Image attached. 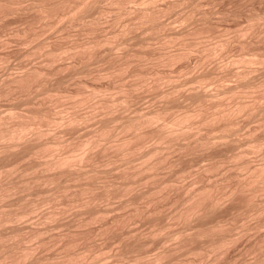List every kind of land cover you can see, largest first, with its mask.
<instances>
[{
  "label": "bare ground",
  "instance_id": "bare-ground-1",
  "mask_svg": "<svg viewBox=\"0 0 264 264\" xmlns=\"http://www.w3.org/2000/svg\"><path fill=\"white\" fill-rule=\"evenodd\" d=\"M95 1L96 0H34L30 6L35 8L33 10L37 12L35 19L37 18L36 20L40 19L42 21L40 22V20H38L41 23L38 22L39 25L45 26V21L47 19L44 18L55 14L57 16L62 10V6H59L62 3L64 6L66 3L69 4V2H71V4H69L71 5L70 10H68L67 13L73 16L75 22L76 20L80 23L82 21L85 25L88 24L92 29L100 20L99 16L94 12L95 15H91L88 18L85 17L89 16L93 10H96L98 14L104 11V8L100 6L103 3L99 5L96 4L97 1L96 3ZM108 1L112 2L108 4L113 6L116 4L117 17L119 14L124 13V11L127 12L126 10L128 8L125 6V0ZM187 1L189 2V0L184 2L187 3ZM21 2V0H0V16L8 12L9 8H11L10 11H12L13 4L17 6L15 3ZM155 3L156 2H154V5H156ZM196 4H198V2ZM146 5V7L144 6L143 8L140 6L141 10L138 19L140 23L142 22L143 24L144 21H148L145 23L149 24L151 30L158 26H162L163 24L160 22L162 19L159 21L158 18L161 17L159 13L164 11V6H160V8L152 6V2L151 4L146 3ZM26 10L25 12L27 13ZM64 12L62 10V13ZM59 14L61 15V13ZM250 14L251 15H248L249 19L253 20L251 22L255 23L254 25L260 24L264 26V11ZM29 25H32V23H29L25 28H22V26L21 29H14L15 36L18 34L25 37L27 34L28 36H26V38L29 37L27 28L30 27L29 30L34 28ZM254 25L252 24L253 27H255ZM253 27L249 24L248 27L242 30V33L248 31L250 34L249 31H251L254 34ZM8 29L9 28H7V30ZM188 29L185 30L187 33L191 31V29ZM122 30L125 31V29ZM151 30L149 31L151 32ZM156 30L155 32L158 34V31H165L166 29L164 28L163 30L162 27H158V31ZM183 30H181V32ZM127 31L128 30L125 31V34H127ZM185 31L181 34L187 35ZM178 32L176 33L180 35V37L176 33H173L177 36L178 40H176V42L181 39L178 43L181 44L178 45L180 46L179 49L177 48L178 46H175L177 50L173 49L176 51L168 48L170 51H165L164 49L160 50L158 53L154 52V54L144 53V51L141 52L140 50L131 51L132 48L131 50L127 49L124 52L122 51V53L118 51L120 54H109L108 57H106L109 63H107L108 66L105 72L103 69V73L98 71L99 74H97L94 72L97 74L95 77H116L118 78L115 79V81L118 80L117 83H115L114 80V83H110L112 79L108 78L110 80L107 84L98 82L99 84L94 83L90 85L87 83L86 79L84 83L90 86L87 87V85L85 88L83 78H81L82 80H80L83 84L82 86L85 88L84 90L79 89L81 86L78 87V90H73L74 88H69L68 90L67 88L65 89L64 86V89H61L62 86L60 82L63 81L62 79H60L61 81L59 80L60 82L58 81V83L54 80L56 84H52L49 81V75L52 73L51 68H53L51 67L49 68L50 70H47L49 64L46 66L47 69L42 68L43 66L41 65V67L33 65L29 67L28 70L25 69V72L21 70V74L17 73L16 75L15 73L14 76L11 75L10 78L7 77V79H5V75V77H3L5 80L1 79L0 97L1 95L6 96L10 94L13 90L15 92V89L22 90L28 88L35 89L37 95H39V97L41 95V97L39 98L37 96V99L40 100L38 102L36 101V105L33 103L35 107H29V109H26L24 112H16V109H13L15 107L13 105L14 107L12 106L11 110L9 109V111L5 112L6 114L0 113V150H2L5 155H9L8 152H10L11 154L15 153L19 157H33L32 160L34 157L38 158V160L36 159V161L34 160L33 163H29L28 165L23 161L25 167H20L21 169L20 172H18L19 170L17 171L18 173L15 172L17 169L13 170L14 167L11 168L10 166L9 168L1 161L0 225L2 226L5 224L6 226V223L7 225H9V223H16L17 220L24 219V217L29 219L34 212L37 214L38 223L40 225H28L30 224L28 222L24 224L25 226L18 225L19 223H17V225L12 224L14 226L10 224L8 230L6 228V230H2L4 227H1L0 249L2 252L0 254V264L19 262L20 264H87L89 260V263L93 260V264L95 262L94 260L98 261L97 259H101L99 257H102V255L100 256L102 251L99 249L95 250L96 247L90 242L94 250L91 249L88 241H86L89 243L88 245L77 248V238L80 237L81 239V236L85 234H87V237L91 232L89 226L97 222H100V226L97 227L96 230L95 228L92 229L90 226L92 230H95L93 233L104 237H119L123 244L121 248L119 247L120 249H116L117 251L114 253L117 258L119 257L118 259H126L129 263L130 261H134L136 262H133L134 264H202L201 262L205 260L207 262L212 257L213 260L211 261H215L217 264H237L239 260L235 261V258L242 259L238 264L264 263L262 254H260V257H263L261 259L257 256L259 254H255V252H257L256 250L261 252L263 250L264 252V232L262 233V231L258 232V234H261H259L257 240L255 239L253 243L251 242V245L249 244V249L246 247L248 252H253L252 255L254 256L255 254L256 257H258L255 258L254 256L255 261H244L243 258H241L242 256L239 258L234 257V259L228 258V254L226 255L227 250L238 238V234H242L249 229L260 230L261 227H264V199H262L263 196H261L264 194V70L260 69V71L263 70L262 72L259 71V68L257 70V67L261 68L263 65L257 67L251 66V62L255 61V64L256 62H263V55L260 52H254L256 48H251V50L253 49L254 51L250 50L251 53L249 56L247 53V56H245L242 54L244 51L242 52L240 50L242 53L238 52L239 54L236 53L237 55L234 54L233 57L219 64L224 67L226 64L229 66L231 63H238L239 66L237 67H240V64L242 66L240 69L236 68L232 70V66H230V68H226L225 66L224 70H222L223 67L221 66V71H219V69L211 70L209 68L208 70L199 71L195 75L191 72L192 75L190 74L187 78L185 76L184 80H181V77L179 80L178 75L180 77V75L182 76L184 73H174L175 70L173 71L172 68L173 73H171V69L168 66L176 59H179V57H183V55L191 51V46H195L197 43V41L194 40L196 36L199 37V43H203V40H200V38L203 39V35L198 36L197 34L199 33H197L196 35L194 34L195 37H191L192 40H185ZM121 33H123V31H120L118 34ZM152 33L149 34L151 35ZM191 33L189 32V35ZM169 34H171V32ZM122 35H124V33ZM159 35L162 36L164 34L161 33ZM161 36L158 38L166 37L165 35ZM171 36L174 37L175 35H170V38L167 37V39H169L168 41H171ZM151 37H148V40ZM140 38L138 40L139 45H143L144 37L141 40ZM6 39L8 38L6 37ZM135 39L134 41H136ZM165 40L162 42H165ZM105 41H108L105 37H95L94 39L84 42H76L70 46L62 45V43L60 46H55V43L52 45L51 42L48 43V40L47 42L44 40L39 42L40 44L38 43L34 51L36 49L37 52L47 56L45 59L46 63L55 61L56 56H59V52L69 51L71 55H75L77 63L80 64L79 70H76L77 68L75 69L76 72L78 71L80 74L82 72L86 73L91 69L90 67L88 68V64H90V59L97 55L95 54L97 51L95 48ZM173 41L171 44L172 46L176 43ZM162 42L160 43L162 44ZM228 42L230 43L229 40L220 39L213 44H208L207 42V44L203 43L199 46V43H197L201 48L196 46L194 49L199 48V50L203 51V55L201 56L202 58H199L200 64L197 62L195 67L197 66L198 68L206 63L205 59L209 58L207 56L211 55L212 57V54H214L218 48H222L223 51V48L231 45L228 44ZM0 44L3 45L4 43ZM164 44L165 43H163V45ZM166 44L169 45L170 43L166 41ZM171 45L169 46L172 47ZM125 49L126 48H124V50ZM194 49L192 48V50ZM226 49L228 51L229 47ZM28 51H30V49ZM247 51L249 50L247 49ZM99 53L101 54V52ZM218 53L219 52H217V54ZM107 54L105 52L104 56H107ZM98 56H96V59L101 60V56L103 58V55L97 58ZM104 59L105 58H103V60ZM203 60L204 63L201 64ZM174 65L175 64H173V66ZM203 66H205V64ZM253 66L256 65L253 64ZM251 67L255 70L254 72L258 71L261 74L259 75L257 72L259 75L258 77H256L257 73H253L255 77L251 76L252 74L249 75V73H251ZM187 69L188 68H186V70ZM195 71H197V69ZM185 73L188 72L186 71ZM126 75L131 77L130 79L128 78L131 81L128 80L129 82H126L127 79L123 81ZM93 76L94 74H92L91 77ZM232 76L234 77V80L231 79L234 81L233 83L228 82L230 83L228 84L224 82V80H230ZM53 77L56 78V75ZM77 78H75V80ZM186 81H190L189 84L194 82L192 83L194 86L189 87L188 85L189 90L183 96L184 102L175 96V92L178 94L179 92L177 93V89L179 85L187 83ZM208 82H214L212 85L213 87L209 83L212 88L209 85V88H206L208 86L205 87ZM162 84H166L165 87H162ZM141 86L147 88L153 87L156 90V95L160 98V102L157 103L158 105L142 108L144 106L140 107L135 104V102L138 101L137 90ZM87 88L90 89L88 90ZM141 90H144V88ZM255 90L259 91L256 92ZM65 100H68L70 104H67L68 102L66 101L67 106L65 105L66 107H63L67 108L69 105L70 107L67 110L64 108L59 109L60 111H66H64L65 114L63 116V113L60 114L58 110L54 109L55 112L52 107H48L50 106L49 103H47L49 101L50 103L51 101H54V103H62V101L64 102ZM46 103L48 105H46ZM80 104L81 106L82 104H86L87 107L89 105L91 110H94V115L93 113L90 114L91 110L89 108L88 111H90V113L88 111L86 112L89 113L88 115H91V118L97 114H99L100 117L99 119L94 117V120L98 121L95 128L89 126L90 130L86 132L82 131L83 133L80 132V134L78 133L79 135H75L79 124L90 119L87 114H82L83 112L81 111L80 113L78 112L77 107L80 106ZM27 106L29 105L27 104ZM54 106L56 107V105ZM118 106L124 109L122 110L123 112L121 110L119 111L118 108L116 109ZM131 107V111L127 113L125 110ZM115 110H118L120 113L117 114L118 112L116 111L115 114ZM56 113H59L61 116L59 114H57V116ZM238 115L239 117L242 115L245 117H241L240 120H250V122L248 121L242 125L243 122L241 121L242 123H239L240 120L237 119ZM252 119L253 121L256 120V124L254 122V125H252ZM250 123L251 126H249ZM241 125L244 126L242 129L245 128V126L249 127L241 131ZM53 126H58L56 128L60 127V130H55ZM87 126L88 125L85 127ZM256 127L260 128L258 129L259 131L256 130ZM52 128L55 131H51ZM66 133L69 134V136L67 135L64 138L63 134L66 135ZM46 135L48 137H45ZM148 143H151V145H148ZM16 147L17 149H15ZM253 154L254 157L255 154L260 157L257 156L256 160H260L254 161L255 158ZM27 158L26 161L29 160ZM1 159L2 158H0V160ZM221 169L225 171L220 173V177H217L216 173ZM14 172L19 174V178L17 177L18 179L14 178L16 174L12 177L11 174ZM189 175V180L187 179L188 181L184 180L183 182V179ZM211 175L214 176L210 177ZM36 185H42V189L45 187L44 192H46V194L44 197L43 194H41L42 198L37 194L41 199H39L38 196V198L32 196V199L29 195L32 191H35ZM36 193L34 192V194ZM113 200H117L116 205H112V203L114 204ZM166 204L174 206L173 212H170L169 217L174 219V221H184L183 223L186 227L184 226L181 229L176 227L178 230L175 231L174 229V232L170 234V236L174 238V246L171 245L168 247L169 245L164 243L163 248L162 243L160 245L162 248L159 246L160 249L157 251V254L152 258L150 256L147 258V254L144 252L145 250L141 247L143 246L144 248V245L151 240L156 241V236H163V232H165L163 229L166 226L164 227L165 223L160 225L163 218L159 217V220L157 215L161 214L160 212ZM43 205H47L48 208L46 209L44 207L46 210H43ZM68 210L74 211V218H67V220L61 221V217ZM116 210L118 212H116ZM36 214L33 215L35 216ZM247 216H252L256 220L253 221V224L252 222L246 224L245 221V223L242 221L244 225H241L242 223L237 225L239 232L234 231L238 230L237 226L234 225L235 221L237 223L236 218H244ZM139 219L146 221V223H148L146 226L150 224L151 227L148 226L149 229L147 228V230L145 228V231L141 229L142 232L135 228L134 229L138 232L132 230L131 227L127 228L129 222ZM21 222L23 221L21 220ZM50 222L56 224L55 227L60 226L62 228H59L60 230L58 231L52 230V232V226H47ZM171 222L172 220L169 223ZM245 224L247 226H245ZM167 236H169V233L165 236V240L162 239L164 242L167 240ZM161 237H158L157 242L159 244V240H161L159 238ZM48 238L57 239L58 241L59 239L65 240L62 241V243L64 242L61 249L63 251H58L60 255H58V253L54 255L55 252L53 254L51 253V255H43L44 253L41 255H35L34 253L33 255L32 250L35 248L23 244L25 239H36L40 245L47 246L46 240ZM87 238L90 237L88 236ZM130 238H132V240ZM250 239V241H252V238ZM84 240L85 239H83V241ZM239 240L241 241V238ZM48 241H51V239ZM237 242L235 243L237 244ZM82 244L84 245V243ZM36 245L38 246V244ZM177 251H181L185 257L181 252L183 258L181 256V258L178 257L179 253L177 254ZM244 252L247 251L245 250ZM189 254H192V256ZM233 254H235V252ZM241 254L243 253L241 252ZM225 256L226 258H224ZM209 262L210 260L208 263ZM212 263L214 264V262Z\"/></svg>",
  "mask_w": 264,
  "mask_h": 264
},
{
  "label": "rangeland",
  "instance_id": "rangeland-1",
  "mask_svg": "<svg viewBox=\"0 0 264 264\" xmlns=\"http://www.w3.org/2000/svg\"><path fill=\"white\" fill-rule=\"evenodd\" d=\"M22 2L21 3H15L17 6H15L14 4H13V7H12V11H10L11 10V8H9V14H8V12H6L5 14H7V15H5V14H3V15H5L4 17H2V16H0L1 17V19H0V43H4L3 45L2 44H0V81H2V80H5V79H7V77L8 78H10V76L11 75H15V73H16V75H17V73L19 74H21V72L23 71V72H25V69L26 70H28L29 69V67H32L33 65L34 66H37L38 65V67H41V66H43L42 68H46V66H47V64H49V66L46 68L47 70H50L49 68H51V67H53V68H51V76L49 75V81H50V83H52V84H56L55 82H57L58 83V81L60 80V79H62L63 81H59L60 82V84H61V86L63 87H65V89L67 88L68 90H69V88H74L73 90H78V87H80L79 89H82V90H84L85 88H86V86L88 85H86V83H84L85 81H86V79H87V83H89L90 85L91 84H97L98 82L100 83L101 82V84L103 83V84H107V83H109V80L110 79H112V80H110V83H117L118 82V80H116L115 81V79H118V78H110V76H108V77H104V76H102V77H99V78H97V77H95V75H97V74H99L98 73V71L100 72V73H103V71L105 72V70H106V68H107V63H109V61H108V58H106V57H108V55L110 54V55H116V54H118L119 52L120 53H122V51L124 52V51H126L127 49L129 50H131L132 48V50L131 51H137V50H140L141 52H143L144 51V53H158L160 50H164L165 49V51H170V50H168V48L170 49L171 48V50H173V49H176L177 50V48L179 49V47L180 46H178V45H181V44H178L179 42H180V40L179 41H177L176 42V40H178L177 39V36H176V32H178V33H182L183 31H185L186 29H188V30H190L191 29V31H189L190 33L192 32H194L193 33V35H192V33L189 35V32L187 33L186 31V33H187V35L186 34H181V37H183V38H185V40H192V38L191 37H195V35L197 34V33H199V34H197L198 36H200V35H203L202 37H203V39L202 38H200V40H203V43L205 44H207V42H208V44H213V43H215L216 41H218V40H229L230 41V43L228 42V44H231V45H228V47H229V49H228V51H227V49L226 48H228V47H226V48H223V51H222V48H218L217 50H216V52L214 53V54H212V57H211V55H209V56H207V57H209V58H207V59H205V62L206 63H204V60H203V62L201 61V64L202 63H204L205 64V66H203V65H201L200 67H198L197 68V66L195 67V65H196V63L197 62H199V64H200V59L199 58H202L201 56L203 55V51L202 50H199V48H201V47H199L200 45H202L203 43H199V37H195V39L194 40H196L197 41V43H199L198 45H197V43L195 44V46L193 45V46H191L193 49H194V47H196V46H198L199 48H195L194 50H192V48H190V52H188V54H186V55H183V57H179V59H176L175 61H177V62H173L171 65H169L168 67L171 69H173V71H174V73H178V74H182V73H184V75L182 74V76L180 75V77H179V75H178V78H179V80H180V78L182 77V79L181 80H184V78H185V76H186V78L187 77H189L190 76V74H191V72H192V74L193 75H195V74H197L199 71L201 72L202 70L204 71V70H208L209 68L211 69V70H218L219 69V71H221V69H222V67H223V65H219V64H221V63H223V62H225V60L227 61V59H229V58H231V57H233L234 56V54H236V53H238V52H243L244 51V53H242V54H244L245 56H247V54H248V56L250 55V53H251V51L253 50H251V48H256L255 50L256 51H254V52H260L263 56V58H264V26H261L260 24H257V25H254L255 23H252L251 21H253V20H251V19H249V16L248 15H251L250 13H256V12H262V11H264V0H189V2L187 1V3H185L184 1H186V0H157V1H155V0H125L126 2H125V6L128 8L126 11L127 12H125L124 11V13H121V14H119V16L117 17L116 16V12H117V6H115L116 4L115 3H113V4H115L114 6L113 5H111V4H108V3H112V2H109L108 0H96L97 1V3H96V1H95V3L96 4H102V5H100L102 8H104V11L102 12V13H97V11L95 10H93V11H91L92 13H90L89 14V16H86L85 18H88V17H90L91 15H95V13L97 14V16H99V18H100V20L98 21V23L96 24V26L94 25V27H92V29L90 28V26L88 25V24H84L82 21H81V23L78 21V20H76V22H75V20H74V18H73V16L72 15H70L69 13H67L68 12V10H70V7H71V5H69V4H71V2H69V4L68 3H66L65 4V2H64V4L66 5V7H65V5L63 6V3L59 6V7H61L62 8V10H63V12L64 13H62V10L59 12V13H61V15L62 14H64V15H60L59 13H58V15L56 16V14L55 15H53V16H51L50 15V17L48 18L47 16V18H44V19H47L45 22H46V24H45V26H42V25H39V23L40 22H42L40 19H38V20H40V22L38 21V20H36L35 19V17H36V13L37 12H35L33 9H35V8H33L32 6H30L31 5V3L34 1H31V0H21ZM31 1V2H30ZM150 1V2H149ZM27 4H26V3ZM28 2H30V3H28ZM151 2H152V6H156V7H158V8H160V6H164V8H163V10L164 11H161V13H159L160 15L159 16H161V17H159L158 18V20L160 21L161 19V24H163L162 26H158V27H162V29L164 30V28L166 29L165 31H158V27H156V28H153L152 30L149 28V24L148 23H145V22H148V21H144V23L142 24V22L140 23V21L138 20L139 19V15H140V6H142V5H146V3L147 4H151ZM154 2H156L155 4L156 5H154ZM198 2V4H196ZM24 3V4H23ZM140 3V4H139ZM195 5H194V4ZM19 4V5H18ZM29 4V5H28ZM174 4V5H173ZM193 4V5H192ZM24 5V6H23ZM68 5V6H67ZM98 5V6H99ZM144 5V6H145ZM167 5H169V6H167ZM15 6V7H14ZM99 6V7H100ZM137 6V7H136ZM144 6H142V8L144 7ZM147 6V5H146ZM145 6V7H146ZM149 6V5H148ZM167 6V7H166ZM30 7H32V8H30ZM100 7V8H101ZM107 7H109V8H107ZM113 7V8H112ZM133 7H135V8H133ZM21 8V9H20ZM25 8V9H24ZM114 10H112V9ZM137 8V9H136ZM139 8V9H138ZM167 8V9H166ZM15 9V10H14ZM26 9H28V10H26ZM17 10H19V11H17ZM25 10L27 11V13L25 12ZM60 10V9H59ZM129 10V11H128ZM170 10V11H169ZM16 11V12H15ZM20 11H23V12H20ZM139 11V12H138ZM166 11V12H165ZM214 11V12H213ZM13 12H15V13H13ZM33 12V13H32ZM95 12V13H94ZM169 12V13H168ZM238 12V13H237ZM240 12V13H239ZM66 13V14H65ZM94 13V14H93ZM107 13V14H106ZM139 13V14H138ZM20 14V15H19ZM102 14V15H101ZM115 14V15H114ZM233 14V15H232ZM9 15V16H8ZM23 15V16H22ZM112 15V16H111ZM127 15V16H126ZM134 15V16H133ZM237 15V16H236ZM54 16H56V17H54ZM59 16V17H58ZM71 16H72V18H71ZM211 16V17H210ZM221 16V17H220ZM227 16V17H226ZM248 16V17H247ZM65 17H66V19H65ZM120 17V18H119ZM129 17V18H128ZM229 17V18H228ZM51 18V19H50ZM109 18V19H108ZM5 19V20H4ZM49 19H50V21H49ZM53 19H56V20H53ZM115 19H117V20H115ZM165 19V20H164ZM214 19V20H213ZM2 20H4V21H2ZM10 20V21H9ZM36 20V21H35ZM120 20H122V21H120ZM211 22H210V21ZM53 21V22H52ZM73 21V22H72ZM102 21V22H101ZM219 21V22H218ZM39 22V23H38ZM72 22V23H71ZM111 22V23H110ZM163 22V23H162ZM168 22V23H167ZM256 27H253L252 26V24ZM24 23H25V25H24ZM29 23H32V25H29V26H33L34 28H31V30H29V28L30 27H28L27 29L29 30H27V33H29V37H27L26 38V36H28L27 34H26V36L24 37V36H22V35H16L15 36V30L14 29H18V28H20L21 29V27L22 28H25ZM107 23H110V24H107ZM164 23H166V24H164ZM27 24V25H26ZM41 24V23H40ZM51 24V25H50ZM69 24V25H68ZM72 24V25H71ZM160 24V25H161ZM249 24H250V26L251 27H253V32H255L254 34L251 32V31H249L250 32V34L248 33V31L247 32H245V33H242L243 31V29H245V27H248L249 26ZM80 25H82V26H80ZM88 25V26H87ZM97 25H99V26H97ZM217 25V26H216ZM85 26V27H84ZM41 27V28H40ZM51 27V28H50ZM88 29H87V28ZM126 27V28H125ZM131 27V28H130ZM143 27V28H142ZM2 28V29H1ZM6 28V29H5ZM7 28H9L8 30H7ZM149 28V29H148ZM174 28V29H173ZM192 28H193V30H192ZM239 28V29H238ZM13 29V30H12ZM122 29H125V31L126 30H128L127 31V34H125L126 32L124 31V30H122ZM131 31H130V30ZM148 29V30H147ZM157 29V30H156ZM184 29V30H183ZM237 29H238V31H237ZM35 30V31H34ZM123 31V33H124V35H122L123 33H121V34H118L120 31ZM134 30V31H133ZM149 30H151V32L149 31ZM155 30L156 31H158V34H157V32H155ZM181 30H183L182 32H181ZM187 30V31H188ZM12 31V32H11ZM38 31V32H37ZM44 31V32H43ZM117 31H118V33H117ZM145 31V32H144ZM146 31H147V33H146ZM149 31V32H148ZM8 32H10V33H8ZM90 32V33H89ZM156 33L157 34V36H156V34H153V33ZM164 32V33H163ZM171 32V34H169ZM231 32V33H230ZM2 33V34H1ZM31 33V34H30ZM55 33V34H54ZM149 33H152L151 35L149 34ZM164 34L166 37H162V36H164V35H159V34ZM165 33H167V34H169V35H167V34H165ZM173 33H176V34H173ZM201 33V34H200ZM227 33V34H226ZM242 33V34H241ZM247 33V34H246ZM5 34H6V36H5ZM11 34V35H10ZM13 34V35H12ZM35 34V35H34ZM140 34V35H139ZM141 34H142V36H141ZM195 34V35H194ZM217 34V35H216ZM126 35V36H125ZM144 35V36H143ZM170 35H175L174 37H172V39H171V41H168L169 39H167V37H169L170 38ZM178 35V34H177ZM188 35H189V38H188ZM229 35V36H228ZM244 35H246V36H244ZM23 37V38H21V37ZM112 36V37H111ZM121 36V37H120ZM153 37V38H156V39H153L152 37V39L151 38H149V40H148V37ZM155 36V37H154ZM162 37V38H158V37ZM179 37H180V35H178ZM5 37V38H4ZM6 37L8 38V39H6ZM10 37V38H9ZM15 37H16V39H15ZM95 37H99V38H103V37H105V38H107L108 39V41H105V42H103V43H101L99 46H97L95 49L97 50L96 52H95V54H97V55H95V56H93L91 59H90V61H89V63L90 64H88V68L90 67L91 69L88 71V72H82V73H78V71L76 72V70H79L78 68H79V63H77V58L75 59V55H71V53L69 52V51H61V52H59L58 53V55L59 56H56V59H55V61H51L50 63H46L45 61V59L47 58V56H45L43 53H40V52H37L36 51V49H35V51H34V48L35 47H37L38 46V43L39 42H41V41H46L47 42V40H48V43H50L51 42V44L53 45L54 43H55V46L57 45V46H60L61 45V43H62V45H68V46H70V45H72V44H75L76 42H84V41H87V40H91V39H94ZM115 37V38H114ZM119 37V38H118ZM123 37H124V39H123ZM141 37V38H140ZM144 37V38H143ZM237 37V38H236ZM246 37V38H245ZM3 38V39H2ZM136 38V39H135ZM139 38H140V40L143 38L144 39V43H142L143 45H139V42H138V40H139ZM164 38V39H163ZM173 38H174V41L177 43H174V44H176V45H174L173 44V46L171 45L172 44V41H173ZM250 38V39H249ZM21 39V40H20ZM79 39V40H78ZM126 39V40H125ZM134 39L136 40V41H134ZM151 39V40H150ZM160 39V40H159ZM165 39H167V40H165ZM7 40H9V41H7ZM20 40V41H19ZM131 40V41H130ZM146 40V41H145ZM159 40V41H158ZM165 40V42H162V41H164ZM210 40V41H209ZM232 40V41H231ZM4 41V42H3ZM30 41V42H29ZM153 41V42H152ZM166 41L168 42V43H170L169 45H171L172 47H170L168 44H166ZM173 41V42H174ZM240 41V42H239ZM8 42H10V43H8ZM160 42H162V44L160 43ZM188 42H191V41H188ZM57 43V44H56ZM122 43V44H121ZM163 43H165L164 45H163ZM240 43V44H239ZM40 44V43H39ZM59 44V45H58ZM138 44V45H137ZM259 44V45H258ZM6 45H7V47H6ZM35 45V46H34ZM102 45V46H101ZM112 45V46H111ZM123 45H124V47H123ZM149 45V46H148ZM163 47H162V46ZM245 45V46H244ZM108 46V47H107ZM169 46V47H168ZM175 46H178L177 48H175ZM146 47V48H145ZM165 47V48H164ZM167 47V48H166ZM234 47V48H233ZM102 48V49H101ZM119 48V49H118ZM124 48H126L125 50H124ZM161 48H163V49H161ZM257 48H258V50H257ZM7 49H9V50H7ZM30 49V51H28ZM32 49V50H31ZM109 49V50H108ZM197 49V50H196ZM225 49V50H224ZM247 49L249 50V51H247ZM110 50H111V52H110ZM155 50V51H154ZM176 50H173V51H176ZM219 50H221V51H219ZM231 50V51H230ZM241 50V51H240ZM251 50V51H250ZM2 51V52H1ZM6 51V52H5ZM27 51H28V53H27ZM73 51V50H72ZM71 51V52H72ZM108 51H109V53H108ZM119 51V52H118ZM157 51V52H156ZM245 51H247V52H245ZM35 52H37V53H35ZM67 52H68V54H67ZM98 52V53H97ZM99 52H101V54L99 53ZM105 52H106V54H107V56L105 55L104 56V54H105ZM217 52H219L218 54H217ZM222 52V53H221ZM229 54H228V53ZM103 53V54H102ZM114 53V54H113ZM116 53V54H115ZM119 53V54H120ZM154 53V54H155ZM247 53V54H246ZM33 54V55H32ZM62 54V55H61ZM67 54V55H66ZM103 55V58H105L104 60H103V58H102V56L100 57V55ZM239 54V53H238ZM259 54V53H258ZM20 55V56H19ZM26 55H28V56H26ZM32 55V56H31ZM35 55V56H34ZM41 55V56H40ZM99 55V56H98ZM188 55V56H187ZM225 55V56H224ZM231 55V56H230ZM237 55V54H236ZM235 55V56H236ZM73 56V57H72ZM96 56H98L97 58H101V60H99V59H96ZM222 56H223V58H222ZM45 57V58H44ZM58 57V58H57ZM70 57V58H69ZM211 57V58H210ZM227 57V58H226ZM60 58H62V59H60ZM95 58V59H94ZM76 61H75V60ZM224 59V60H223ZM74 60V61H73ZM103 60V61H102ZM107 62H106V61ZM222 60V61H221ZM8 61V62H7ZM56 61H58V62H56ZM73 61V62H72ZM102 61V62H101ZM219 61V62H218ZM33 62V63H32ZM64 62V63H63ZM76 62V63H75ZM210 62V63H209ZM212 63H213V65H212ZM229 63V62H228ZM252 63V64H251ZM250 64H251V66L252 67H257V66H261V65H263V66H261V68L260 67H257V70H258V68H259V71H260V69H263L264 70V64H261V63H264V61L263 62H256V64H255V61L254 62H251ZM3 64H4V66H3ZM8 64V65H7ZM11 64V65H10ZM14 64V65H13ZM52 64V65H51ZM58 64V65H57ZM68 64H70V65H72V66H70V65H68ZM173 64H175L174 66H173ZM216 64V65H215ZM233 64V65H232ZM236 63H231V64H229V66H228V64H226L225 66H226V68H230V66H232V70H235L236 68L237 69H240L242 66H241V64H240V67H237V66H239V64L237 63L236 65H235ZM253 64L254 65H256V66H253ZM260 64V65H259ZM41 65V66H40ZM44 65H45V67H44ZM77 65H78V67H77ZM147 65V64H146ZM185 65H187V66H185ZM191 65V66H190ZM198 65V64H197ZM219 65V66H218ZM12 68H11V67ZM70 66V67H69ZM189 66V67H188ZM199 66V65H198ZM208 66H210V67H208ZM212 66V67H211ZM218 66V67H217ZM222 66V67H221ZM225 66L223 67V69L222 70H224L225 69ZM228 66V67H227ZM234 66H236V67H234ZM19 69H18V68ZM22 67V68H21ZM81 67V66H80ZM167 67V68H168ZM185 67V68H184ZM192 67V68H191ZM208 67V68H207ZM252 67H251V69H250V72L251 73H249V75H251V76H254L253 75V73H257L258 71H256V72H254L255 70L254 69H252ZM7 68V69H6ZM13 69V70H10V69ZM59 68H60V70H59ZM77 68V69H76ZM186 68H190L191 69V71H190V69H189V71H188V69L186 70ZM197 69V71H195L196 69ZM67 69V70H66ZM76 69V70H75ZM102 69H103V71H102ZM172 69L170 70L171 71V73H173V71H172ZM181 69V70H180ZM201 69V70H200ZM20 72H19V71ZM22 70V71H21ZM63 70V71H62ZM179 70V71H178ZM252 70V71H251ZM262 70V71H263ZM13 71V72H12ZM176 71H178V72H176ZM184 71V72H183ZM188 72V73H185V72ZM195 71V72H194ZM262 71H260V72H262ZM75 72V73H74ZM97 73V74H95V73ZM180 72V73H179ZM260 72H258L259 73V75L261 74ZM11 73H13V74H11ZM60 73V74H59ZM73 73V74H72ZM89 73V74H88ZM94 74V78L93 77H91L92 76V74ZM258 73H257V75H256V77H258L259 75H258ZM4 74V75H3ZM72 74V75H71ZM191 74V75H192ZM5 75H6V77H5ZM8 75V76H7ZM56 75V78L55 77H53V76H55ZM60 75V76H59ZM83 75V76H82ZM80 76V77H79ZM87 76V77H86ZM184 76V77H183ZM3 77H5V79H3ZM53 77V78H52ZM73 77H75V78H77L76 80H75V78H73ZM255 77V76H254ZM67 78H69V79H67ZM71 78V79H70ZM81 78H83V84L85 85L84 87L82 86L83 84H82V82H81ZM92 78V79H91ZM96 78V79H95ZM108 78H110V79H108ZM131 78V77H129L128 75H126V77L124 76V80L123 81H125L126 79V82H129V81H131V80H129V79ZM228 78V77H227ZM227 78H225V79H227ZM234 77L232 76V77H230V80L228 79V81L227 80H224V82H226V83H228V82H234V81H232V80H234L233 79ZM2 79V80H1ZM66 79V80H65ZM72 79H74V80H72ZM81 79V80H80ZM85 79V80H84ZM95 79V80H94ZM232 79V80H231ZM54 80H55V82H54ZM88 80H89V82H88ZM101 80V81H100ZM107 80V81H106ZM113 80H114V82H113ZM129 80V81H128ZM65 81V82H64ZM79 81V82H78ZM91 81H95V82H91ZM103 81V82H102ZM106 81V82H105ZM112 81V82H111ZM54 82V83H53ZM91 82V83H90ZM187 82V81H186ZM1 83V82H0ZM66 83V84H65ZM76 83V84H75ZM80 83V84H79ZM98 83V84H99ZM190 83V81L189 82H187V83H182L181 85H179V87H178V89H177V93L178 94H176V92H175V96L177 97V98H179L180 100H182V101H184L185 102V100L183 99V96L188 92V88L190 87V86H194V84H192V83H194V82H191V84H189ZM210 82H208L206 85H205V87L206 86H210V84H211V86L213 85V83L211 82L210 84H209ZM230 83H228V84H230ZM59 84V85H60ZM78 84V85H77ZM185 84V85H184ZM90 85H88L87 87H89ZM163 85V84H162ZM161 85V86H162ZM165 85L166 84H164L162 87H165ZM188 85H189V87H188ZM185 86V87H184ZM209 86L208 87H206V88H209ZM210 86V87H211ZM61 87V89H64V87L62 88ZM213 87V86H212ZM211 87V88H212ZM142 88H144V90H141ZM181 88V89H180ZM88 89V88H87ZM86 89V90H87ZM90 89V88H89ZM88 89V90H89ZM256 89V88H255ZM259 89V88H258ZM27 92H26V91ZM35 90V89H34ZM32 88H28V89H22V90H20V89H15V92H14V90L13 91H11L10 92V94H7L6 96L5 95H1V97H0V99H2V100H0V109L2 110H0V113H5V112H7V111H9V109L11 110L12 109V106L14 107L13 109H16L15 111L17 112V111H22V112H24V111H26V109L28 110L29 109V107H35V105H36V101L38 102L39 100L37 99V96L39 97V95H37V92H36V90L34 91ZM71 90V89H70ZM139 90V91H138ZM137 90V93H138V101H136L135 102V104L136 105H138V106H140V107H142V106H144V107H142V108H148L149 106L150 107H153V106H155V105H158L157 103H159L160 102V98L158 97V95H156V90L153 88V87H143V86H141L139 89ZM179 90V91H178ZM182 90V91H181ZM260 90V89H259ZM258 90V91H259ZM24 91V92H23ZM256 92H258L257 90H255ZM22 92V93H21ZM36 92V93H35ZM256 92H254V93H256ZM33 94V95H32ZM35 95H36V97H35ZM179 95H180V97H179ZM31 96V97H30ZM139 96H141V97H139ZM40 97H41V95H40ZM39 97V98H40ZM37 99V100H36ZM147 99H149V100H147ZM29 100V101H28ZM68 103H67V102ZM138 102V103H137ZM25 103V104H24ZM29 105V106H27V104ZM33 103H35V105L33 104ZM47 103H49V105L50 106H48V107H52L53 108V110L55 109V110H58L59 112H60V114L61 113H63L62 114V116L65 114V110H67V109H69V107H70V105L67 107V108H64V107H66L67 106V104H70L69 103V101L68 100H65L64 102L62 101V103L60 102V103H54V101L52 102L51 101V103H50V101L49 102H47ZM46 103V105H48ZM67 103V104H66ZM32 104V105H31ZM31 105V106H30ZM54 105H56V107L54 106ZM60 105V106H59ZM66 105V106H65ZM146 105V106H145ZM54 106V107H53ZM64 106V107H63ZM8 107H10V108H8ZM27 107V108H26ZM82 107V108H81ZM85 107V108H84ZM120 106H118V107H116V109L118 108L119 109V111L121 110H124L122 107H120ZM51 108V109H52ZM62 109V108H64L65 110V112L63 111V110H59V109ZM78 108V112L80 113V111L81 112H83L82 114H84L85 113V115L87 114H89L90 113V111H88L89 109L91 110V107L88 105V107L86 106V104H82V106H81V104H80V106H78L77 107ZM89 108V109H88ZM122 108V109H121ZM3 109H4V111H3ZM31 109V108H30ZM131 109H132V107L130 108V109H126L125 111L127 112V113H129L130 111H131ZM54 110V111H55ZM129 110V111H128ZM57 111V112H58ZM85 111V112H84ZM89 112V113H86V112ZM94 110H91V113L90 114H92L93 113V115H94V112H93ZM116 111L118 112V110H115V114H116ZM56 112V111H55ZM123 112V111H122ZM21 113V112H20ZM113 113V114H114ZM120 112H118L117 114H119ZM6 114V113H5ZM57 114H59V113H56V115ZM59 114V115H60ZM92 115V116H93ZM96 115V114H95ZM98 115V116H97ZM96 116H94L95 118H98L99 119V117H100V115L99 114H97ZM241 115V114H240ZM58 116V115H57ZM61 116V115H60ZM91 115H88V117L90 118V119H88L86 122H84V123H80L79 124V127L77 128L78 130H76L77 132H76V134L75 135H79L80 134V132H86L87 130H90V127H92L93 126V128H95L96 127V124L98 123V121H95L94 120V117L93 118H91L90 117ZM244 115H242L241 117L242 118H245V117H243ZM241 117H239V115L237 116V119L238 120H240V118ZM98 119H96V120H98ZM92 120V121H91ZM91 121V122H90ZM243 123H242V122ZM250 122V120H244L243 121V119L242 120H240V122L239 123H242V125H244L246 122ZM256 120H254L253 121V119L251 120V123H252V125H254V122H255ZM86 123V124H85ZM89 123V124H88ZM251 123H250V125L249 124H247V125H249V126H251ZM258 123V122H257ZM83 124V125H82ZM85 124V125H84ZM91 124V125H90ZM255 124H256V122H255ZM80 125H82V126H80ZM86 125H88L87 127H85ZM95 125V126H94ZM241 125V131H243V129L245 130V128H247V127H249V126H245V128H243L242 129V127H244V126H242ZM90 126V127H89ZM255 126H257V125H255ZM56 127H58V126H56ZM55 126H53V128L55 129V130H57L58 129V131L60 130L59 128H56ZM81 127V128H80ZM83 127H84V129H83ZM52 128V130L51 131H53L54 129ZM85 128H87V129H85ZM92 128V129H93ZM258 129H260L259 127H256V130H258ZM54 130V131H55ZM85 130V131H84ZM259 131V130H258ZM82 132V133H83ZM79 133V134H78ZM47 135H49V134H47ZM45 136V137H48V136ZM64 136V138L68 135L69 136V134H67L66 133V135L65 134H63ZM68 138V137H67ZM45 139V138H44ZM151 145V143H148V145ZM15 149H17V147L15 148ZM3 153V154H2ZM9 153V155H5V153L2 151V150H0V154L2 155H0V158H2L1 160H0V164H4V165H6V166H8L9 168H10V166H11V168L12 167H14L13 168V170L14 169H17V170H15V172L16 173H18V172H20V169L22 168V167H25V164L24 163H26V165H28L29 163L31 164V163H33L34 162V160L36 161V159L38 160V158H35L34 157V159L32 160V158L33 157H29V156H23V157H19L18 155H16L15 153L14 154H11L10 152H8ZM7 153V154H8ZM4 155V156H3ZM258 156V155H257ZM257 156H256V154H255V157H254V154H253V157L255 158H253L254 159V161H259L260 159H258V160H256L257 159ZM6 157V158H5ZM10 157H12V158H10ZM17 157V158H16ZM28 157V158H27ZM259 157V156H258ZM26 158L27 159H29V160H27L26 161ZM260 158V157H259ZM16 159V160H15ZM15 160V161H14ZM1 161H3L2 163H1ZM23 161H24V163H23ZM30 161V162H29ZM6 164H5V163ZM11 163V164H10ZM16 164V165H15ZM19 165V166H18ZM24 165V166H23ZM8 167H6V168H8ZM16 167V168H15ZM21 167V168H20ZM193 168H194V166H193ZM225 169V168H224ZM220 170V171H218V173H216L217 174V177L220 175V173L221 172H223V171H225V170ZM19 170V171H18ZM18 171V172H17ZM12 173L11 175H12V177L16 174V173ZM227 172V171H226ZM38 173V172H37ZM225 173V172H224ZM224 173H222V174H224ZM216 174H215V176H216ZM19 174H16L15 175V179H18L19 177ZM212 176H214V175H211L210 177H212ZM221 176V175H220ZM219 176V177H220ZM18 177V178H17ZM189 178H190V175L189 176H187V177H185L184 179H183V182H184V180L186 181L187 179L189 180ZM187 180V181H188ZM35 191H32V193L31 194H29L31 197L33 196V197H36V198H38L39 197V199H41L42 198V195L41 194H43V197H44V195L46 194V192H44V190H45V187H44V189H42L43 187H42V185H39V186H35ZM38 188H39V190H38ZM41 188V189H40ZM34 189V188H33ZM34 192L36 193V194H34ZM37 194H39L40 196H41V198H40V196H38ZM38 196V197H37ZM261 196H263L262 197V199H264V194H262ZM261 196H260V198H261ZM30 197V198H31ZM33 197H32V199H33ZM36 198H34V199H36ZM114 201V204L112 203V205H116L117 204V200L115 201V200H113ZM116 202V203H115ZM43 207V208H42ZM42 207H40V208H42L43 210H46L47 208H48V206L47 205H43ZM46 209H45V208ZM165 207H166V209H165ZM173 208H174V206H172V205H168V204H166V205H164L163 206V208H162V210H161V214H158L157 215V217H158V219H159V217L160 218H163L162 219V221L160 222V225H162V224H164V229H163V231H165V232H163L164 234H163V236L161 237V236H156L157 237V239L156 238H153V239H156V241L155 240H151V241H149V243H147V244H145L144 246V248H143V246L141 247L143 250H145L144 252L147 254L146 256H147V258H149L148 256H150L151 258L153 257V256H155L156 254H157V251L160 249V247L162 248V246L164 245V243H166V245L168 244L169 246L168 247H170L171 245L172 246H174V244H175V241H174V238H172L171 236H170V234L172 233V232H174V229H175V231L176 230H178V228L179 229H181V228H183L184 226L186 227V225L182 222V221H174V219H172V218H170L169 217V214H170V212L172 211L173 212ZM42 209H39V210H42ZM38 210V211H39ZM42 210V211H43ZM72 210V209H71ZM71 210H68L66 213H64L63 214V216L61 217V221L63 220H67V218L68 219H72V218H74V211H71ZM167 211H169V212H167ZM113 212V211H112ZM111 212V213H112ZM115 212V211H114ZM116 212H118L117 210H116ZM115 212V213H116ZM70 213V214H69ZM119 213H120V211H119ZM33 214H36L35 212L34 213H32L31 214V216L29 217V219L27 218V217H24V219H20L19 221L17 220L16 221V223H12V224H14V225H17V223H19L18 225H23V226H25L24 224L25 223H30V224H28V225H32V226H34L35 224L37 225H39V223H38V218H37V214L34 216ZM112 214H114V213H112ZM33 215V216H32ZM67 215V216H66ZM160 215V216H159ZM167 216V217H166ZM66 217V218H65ZM70 217V218H69ZM243 217V216H242ZM242 217H238V218H236L237 219V223H236V219L234 220L235 222H234V225L235 226H237V225H239V223L241 224V225H244L243 224V222L245 221L246 222V224L249 222V224L252 222V224H253V221H255L256 219L254 218V217H252V216H247V217H244V218H242ZM251 219H250V218ZM26 218V219H25ZM254 218V219H253ZM28 219V220H27ZM36 219H37V222H36ZM169 219V220H168ZM240 219V220H239ZM249 221H248V220ZM21 220L23 221V222H21ZM160 220V219H159ZM168 220V221H167ZM172 220V224L171 223H169L170 221ZM30 221H32V222H30ZM138 221V222H137ZM143 221V222H142ZM158 221V220H157ZM243 221V222H242ZM34 222H36V223H34ZM244 222V223H245ZM99 223L100 222H97V223H94V224H91L90 226L92 227V229L93 228H95V230L97 229V227H99L100 225H99ZM135 223V224H134ZM158 223H159V221H158ZM178 223V224H177ZM10 224L11 223H9V225H7V223H6V226H5V224H3L2 226L0 225V230H1V227H4V229H2V230H8L9 229V227H10ZM11 224V226H14V225H12ZM51 224V225H50ZM50 224L48 223L47 224V226H52L51 227V231L53 230H55V231H58V230H60L59 228H62V227H60V226H58V227H55L56 226V224H53L52 222H50ZM148 223H146V221H144V220H142V219H139V220H135V221H131V222H129L128 224H127V228L128 227H131V229L132 230H134V231H136V230H140V232H142V230L143 231H145L147 228H148V226L149 227H151L150 226V224L148 225V226H146ZM245 224V226H247ZM251 224V225H252ZM28 225H26V226H28ZM35 225V226H36ZM93 225H94V227H93ZM240 225V226H241ZM40 226V225H39ZM89 226V228H90V231L92 232H90L89 233V237L91 238V241H90V238H87L86 237V235L87 234H85L84 236H81V239H80V237L79 238H77V248H82V247H84V246H86V245H88L90 242L93 244V246L94 247H96L95 248V250H97V249H99L100 251H102L101 253L102 254H100V256L102 255V257H99V258H101L100 260L99 259H97L98 261H96V260H94L95 262L93 263V264H102V263H104V264H134V263H136V262H134V261H130V263H129V261L127 262V260L125 261V260H120V259H118L117 257H116V255H115V251H117L118 249H120L121 248V246H122V241L119 239V237H115V236H113V237H115V238H113L112 236H108V237H104V236H101V235H96V234H94L93 233V231L95 232V230H92L91 229V227ZM135 226V227H134ZM190 226V225H189ZM240 226H239V228H240ZM248 226H250V225H248ZM8 227V228H7ZM54 227V228H53ZM133 227V228H132ZM176 227H178V228H176ZM6 228V229H5ZM53 228V229H52ZM58 228V229H57ZM136 230H135V229ZM138 228V229H137ZM146 228V229H145ZM170 228V229H169ZM130 229V228H129ZM142 229V230H141ZM149 229V228H148ZM147 229V230H148ZM168 229V230H167ZM237 229H238V226H237ZM254 229H249V230H247L246 232H243L241 235L240 234H238L239 236H238V238L240 239L241 238V241L237 238L236 240H235V242H237L238 240V242H237V244L235 243H232L233 245H231L230 246V248L227 250V253H226V255L228 254V258H233L234 259V257H241V258H243V260L244 261H255V258H258L259 257V259H261V258H263L264 257V252H263V250H262V252L261 251H259V250H256L257 252H255V254L257 255V254H259V255H257L258 257H256V255L254 254V256H255V258H254V256L252 255L253 254V252H248V250L246 249V247H248V249H249V244L251 245L254 241H255V239L257 240V238H258V236H259V234H261V233H259L258 234V232H260V231H262V233L264 232L263 230H264V227H261L260 228V230H254ZM52 231V232H53ZM234 231H236V232H239V229L238 230H234ZM136 232H138V231H136ZM257 232V233H256ZM168 233H169V236H167V240L164 242V240L166 239L165 238V236L166 235H168ZM247 234V235H245V234ZM249 233V234H248ZM160 234H162V233H160ZM255 234H256V236H255ZM159 235V234H158ZM93 236V237H92ZM254 236V237H253ZM158 237H161V238H159V239H164V240H159V242H160V244L157 242L158 241ZM243 237V238H242ZM117 238V239H116ZM250 238H252V241H250L251 239ZM51 239V241H48V240H50ZM80 239V240H79ZM83 239H85L84 241H83ZM89 239V240H88ZM131 240H132V238H130ZM243 239V240H242ZM27 240V241H26ZM112 240V241H111ZM123 240V239H122ZM130 240V241H131ZM25 241V242H24ZM23 241V244L25 245L26 244V246H32L33 248H35V249H33L32 251H33V255H34V253H35V255H41V254H43V255H51V253L53 254L54 252H55V254L54 255H56V253H58V251H63V250H61L62 249V245H63V243H62V241H65L64 239L63 240H60L59 239V241L57 240V239H53V238H48L46 241V243H47V246L45 247V246H43V245H40L39 244V242L36 240V239H25ZM36 241H37V243H36ZM82 241V242H81ZM86 241H88V242H86ZM102 241V242H101ZM111 241V242H110ZM121 241V242H120ZM50 242V243H49ZM79 242H81V243H79ZM95 242V243H94ZM100 242V243H99ZM172 242V243H171ZM252 242V243H251ZM82 243H84V245L82 244ZM90 243V246L92 245ZM163 243V244H162ZM248 243V244H247ZM29 244V245H28ZM36 244H38V246L36 245ZM51 244V245H50ZM79 244V245H78ZM80 244H82V245H80ZM119 244H121V245H119ZM162 244V246H160ZM59 245H61V246H59ZM248 245V246H247ZM36 246V247H35ZM59 246V247H58ZM79 246V247H78ZM93 246H91L90 248L91 249H93L94 250V248H93ZM160 246V247H159ZM232 246H233V248H232ZM235 246V247H234ZM244 246V247H243ZM44 247V248H43ZM112 247V248H111ZM120 247V248H119ZM148 247V248H147ZM57 248V249H56ZM140 248V250L142 251V249ZM163 248H164V246H163ZM166 248H167V246H166ZM232 248V249H231ZM235 248V249H234ZM54 249V250H53ZM117 249V250H116ZM39 250V251H38ZM104 250H106V251H104ZM108 250V251H107ZM241 250V251H240ZM247 251V252H244V251ZM51 251V252H50ZM57 251V252H56ZM237 251V252H236ZM1 249H0V254H1ZM181 251H177V254H178V257H182L183 255L180 253ZM235 252V254H233ZM241 252L243 253V254H241ZM62 254V253H61ZM111 254V255H110ZM247 254V255H246ZM260 254H262V256L260 257ZM32 255V256H33ZM58 255H60V252L58 253ZM190 255V254H189ZM231 255V256H230ZM251 255V256H250ZM113 256H115V257H113ZM190 256H192V254L190 255ZM189 256V257H190ZM253 256V257H252ZM180 257V258H181ZM184 257H185V255H184ZM183 258V257H182ZM210 258H211V256H210ZM224 258H226V256L224 257ZM249 258V259H248ZM109 259V260H108ZM208 259H209V257H208ZM207 259V260H208ZM246 259V260H245ZM252 259V260H251ZM210 260V262L208 263V261ZM207 262H206V260L205 261H203V262H201L202 264H204L205 262V264H211L212 262H214V264H217L215 261H211V260H213V257L211 258V259H209ZM235 261H237V260H239V261H237V264L239 263V262H241L242 261V259H237V258H235L234 259ZM241 260V261H240ZM92 261L93 260H91V263H89L90 262V260L87 262V264H92ZM125 261V262H124ZM102 262V263H101ZM134 262V263H133ZM12 264H20V262L19 263H12ZM21 264H23V263H21ZM213 264V263H212ZM264 264V263H263Z\"/></svg>",
  "mask_w": 264,
  "mask_h": 264
}]
</instances>
